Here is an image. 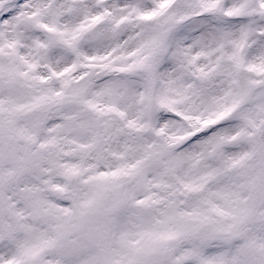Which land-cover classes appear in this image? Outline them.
I'll list each match as a JSON object with an SVG mask.
<instances>
[{"label":"snow or ice","instance_id":"1","mask_svg":"<svg viewBox=\"0 0 264 264\" xmlns=\"http://www.w3.org/2000/svg\"><path fill=\"white\" fill-rule=\"evenodd\" d=\"M0 264H264V0H0Z\"/></svg>","mask_w":264,"mask_h":264}]
</instances>
